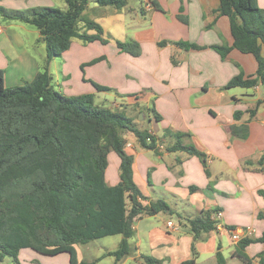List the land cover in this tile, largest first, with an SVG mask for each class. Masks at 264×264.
<instances>
[{
  "label": "crops",
  "instance_id": "obj_1",
  "mask_svg": "<svg viewBox=\"0 0 264 264\" xmlns=\"http://www.w3.org/2000/svg\"><path fill=\"white\" fill-rule=\"evenodd\" d=\"M0 1L17 8L14 0ZM25 1L26 6L34 7L51 6L53 0ZM151 1L141 0L137 11L126 8L128 2L119 10H103L116 23L112 27L105 23L103 36L111 35L115 27L122 33L116 40L136 42V56L121 53L110 42L84 44L72 39L69 48L47 64L53 87L63 95L90 93L94 100H100L114 89L112 103L127 116L138 117L143 111L138 103L148 110L143 111L142 120L147 119L152 126L147 130L156 137L157 149L138 148L129 142L128 131L125 151L133 156V179L145 197L140 199L141 204L147 208L161 199L168 209L138 213L133 219L130 253L116 263L113 256L109 257H113L112 264H145L143 256L159 260L156 264H179L193 257L188 219L204 210L217 209L221 228L200 233L195 241V264H245L236 252L238 241L232 239L229 227L240 231L241 237H259L264 231V96L259 85L223 87L234 76H252L256 59L237 49L221 58L210 47L233 42L228 17L214 13L220 0H156L163 11L155 9ZM256 1L264 14V0ZM58 4L61 9L67 8L66 3ZM92 8L98 9L96 5L88 9ZM125 12L129 17L122 15ZM179 14L186 17V22L178 18ZM7 21L0 23V68L4 85L13 87L30 82L44 67L46 50L32 25ZM28 32L36 36L37 44L44 45L40 51H34L26 42L24 35ZM160 41L167 43L159 45ZM175 41L205 47L185 49L172 43ZM261 54L264 57V45ZM99 57L97 62L87 64ZM90 81L110 90L98 91ZM259 99L263 101L249 119V110ZM235 112L239 113L237 119ZM142 120H136L138 127ZM244 125L247 136L240 138L232 126ZM173 133L189 134L182 143L192 144L204 153L205 164L185 151H167L166 147L175 141ZM119 161L117 154L109 151L104 173L108 185L119 181ZM168 221L174 227H169ZM115 249H105L102 255ZM263 250L261 242L245 247L252 264H257L256 256ZM102 255L100 258L107 257Z\"/></svg>",
  "mask_w": 264,
  "mask_h": 264
},
{
  "label": "trees",
  "instance_id": "obj_2",
  "mask_svg": "<svg viewBox=\"0 0 264 264\" xmlns=\"http://www.w3.org/2000/svg\"><path fill=\"white\" fill-rule=\"evenodd\" d=\"M64 1L66 9L40 6L17 10L0 5V15L4 19L36 27L46 50L44 67L23 85L5 86L4 71L0 68V261L6 255L17 260L20 249L31 248L44 255L66 252L68 264H96L100 257L93 261L80 260L75 245L120 234L122 238L117 248L102 255L113 256L116 263L130 253L134 217L143 211L154 214L168 209L161 199L151 202L147 208L141 204L140 199L145 197L133 179V156L125 151L128 131L147 149H157L156 137L147 129H140L137 118L127 116L124 110L95 105L93 94L66 96L53 87L47 64L67 50L72 39L84 44L96 40L107 42L102 26L84 18L83 13L89 8L88 0ZM94 1L99 6L117 10L128 2ZM151 3L155 9L163 11L156 0ZM214 13L228 17L233 42L210 47L221 58L237 49L252 54L257 62L252 76H234L223 88L259 85L264 96V57L261 54L264 14L257 1L220 0ZM178 18L186 22L184 15L179 14ZM79 20L83 21L82 26L78 25ZM165 43L160 41L159 45ZM172 43L185 49L205 47L185 41ZM117 46L126 51L131 47L132 54H138L134 41L117 42ZM90 82L98 91L110 90ZM262 101L257 100L255 108L249 110V119L255 116ZM238 114L234 113L235 119ZM154 117L160 119L157 113ZM232 131L240 138L247 136L245 125L232 126ZM173 136L175 141L166 147L167 151H185L205 164L204 153L192 144L182 143V138L189 134L173 133ZM109 151H114L120 160L119 181L115 185H108L104 177ZM217 211L204 210L188 219L193 236V257L179 264H195V241L201 232L217 229V221L212 219ZM255 242L264 243V231L259 237L243 236L238 240L236 252L245 264H252L245 247ZM217 256L220 260L219 253ZM143 259L145 264L160 262L151 256H143ZM256 259L257 264H264V250Z\"/></svg>",
  "mask_w": 264,
  "mask_h": 264
},
{
  "label": "rangeland",
  "instance_id": "obj_3",
  "mask_svg": "<svg viewBox=\"0 0 264 264\" xmlns=\"http://www.w3.org/2000/svg\"><path fill=\"white\" fill-rule=\"evenodd\" d=\"M88 1H89V6L96 5L98 9H93V8L92 9H87L83 13L84 18L92 19L95 22H97L98 24H100L102 27L107 25L105 23L110 24L111 27H112V25L116 26V23H115V21L112 20V17L109 16V15L104 14V11H103V10L106 11L107 9L108 10H112L113 9L112 7L99 6L98 4L95 3L94 0H88ZM5 2H7V1H5ZM13 2L16 3L17 8L8 7L2 1H0V5L8 8V9H17V10H22V9H26V8H32V6H26L24 4L26 2L25 0H19V1L14 0ZM59 2L61 4H63V3L65 4L64 0H60ZM59 2H57L56 0H53L52 1V5L51 4L50 5L60 8V6H59L60 4H58ZM140 4H141V0H128V5H127L126 8L133 7L137 11L139 6H140ZM34 7H40V6H34ZM123 10H126V9H123ZM122 15H124L126 17L127 16L129 17V15L126 12L124 14H122ZM5 21L8 22L6 19H4L0 15V23H1V25H3L2 22H5ZM82 24H83V21L79 20L78 21V25L82 26ZM31 27L34 28V30H37L36 27H34V26H31ZM111 35H106L105 34L104 38L107 39L106 43L110 42L115 47H118L117 46V42H122V43L133 42V41H125V40H123V41L116 40V36L117 35L120 36V35H122V33L119 32L115 27L113 28ZM24 36H25L26 42L31 44V49H33L34 51H40V47L44 46L42 43H38L37 44L35 42V37L36 36H34L31 32L26 33ZM106 43H102V44H106ZM131 49L132 48L129 47L128 51L122 50V49H120L119 51L121 53H125V54H128V55L136 56V55L132 54ZM112 91H115V90L113 89ZM112 91H111L110 95L105 93L104 94L105 98H101L100 100L95 99L94 100V104L98 105V106L110 108L112 110H116L117 107H115L113 105V103H112L113 96H115L114 92H112ZM117 99H118V97H117ZM138 107H140L145 113L148 112L147 108H145L146 106H142L141 103H138ZM149 107L153 108L151 105ZM135 108H137V106ZM143 111L141 113H143ZM127 113L129 114V110L127 111ZM139 117H140V113H139L137 119L139 121H141L142 119H140ZM139 127H140V129H148V128L152 127V126H150L149 125V121L147 119H145L141 123V125ZM128 139H129V142H132L138 148H141V146L139 144V141L137 140V138L135 137V135L133 133H131V132L128 133ZM118 237H120V235H110V236H105V237H102V238L91 240V241H89L87 243H78L76 247H77V250H78L79 257L81 259H83V260H86V261L96 260L97 258L100 257V255H102V253H103V251L105 249H115V248H117V246H118V244H117ZM68 256L69 255L66 252H61V253L56 254V255H44V254H41V253H38V252L34 251L31 248H23V249L19 250V252L17 254V260H14L13 257H10V256L6 255V256H4L2 261H0V264H68ZM112 261H113V257L107 256V257H104V258H100L99 261H98L99 263L97 262L96 264H112Z\"/></svg>",
  "mask_w": 264,
  "mask_h": 264
},
{
  "label": "built area",
  "instance_id": "obj_4",
  "mask_svg": "<svg viewBox=\"0 0 264 264\" xmlns=\"http://www.w3.org/2000/svg\"><path fill=\"white\" fill-rule=\"evenodd\" d=\"M0 31H1V28H0ZM149 141H150V138H147V142H149ZM220 214H221L220 211H217V212L213 213V215H212V219L217 221V225H216L217 229L221 228L220 224H218V219H219ZM167 225L169 227H174V224L172 221H168ZM244 231L247 232V230H244ZM229 232H230L231 237L234 241H238L241 238L240 231H237L235 229H229ZM242 232H243V230H242Z\"/></svg>",
  "mask_w": 264,
  "mask_h": 264
},
{
  "label": "water",
  "instance_id": "obj_5",
  "mask_svg": "<svg viewBox=\"0 0 264 264\" xmlns=\"http://www.w3.org/2000/svg\"><path fill=\"white\" fill-rule=\"evenodd\" d=\"M140 119H142L143 118V114L142 113H140V117H139Z\"/></svg>",
  "mask_w": 264,
  "mask_h": 264
}]
</instances>
